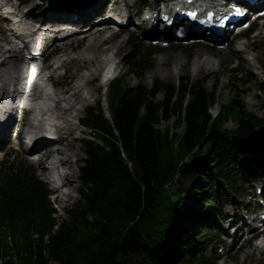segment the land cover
I'll list each match as a JSON object with an SVG mask.
<instances>
[{
    "label": "trees",
    "instance_id": "obj_1",
    "mask_svg": "<svg viewBox=\"0 0 264 264\" xmlns=\"http://www.w3.org/2000/svg\"><path fill=\"white\" fill-rule=\"evenodd\" d=\"M150 65L146 59L133 67L141 70ZM157 90H163L164 98L154 102L151 98ZM187 92L190 99L183 109ZM213 101L214 95L199 84H181L176 95L169 83H157L152 90L123 89L112 116L117 135L103 117L93 114L88 119V124L109 137H101L104 147L87 144L80 170L81 199L61 219L55 217L41 182L17 168L3 167L0 264H130L137 258L153 264H209L197 254L199 236L192 231H186L190 238L174 245L172 254L160 248L171 238L180 215L172 195L189 192L190 185L177 186V179L202 175L203 192L214 184L210 196H204L210 213L216 210L210 203L219 202L217 192L223 190L220 181L232 186L237 177L249 173L223 124L230 117L237 124L234 132L245 136L261 120L232 101L211 121L207 109ZM173 116L174 125L184 126L181 136L170 127L163 131L156 127L161 119L169 121ZM200 158L205 165L197 163Z\"/></svg>",
    "mask_w": 264,
    "mask_h": 264
},
{
    "label": "rangeland",
    "instance_id": "obj_2",
    "mask_svg": "<svg viewBox=\"0 0 264 264\" xmlns=\"http://www.w3.org/2000/svg\"><path fill=\"white\" fill-rule=\"evenodd\" d=\"M29 1V2H28ZM27 4H34V0H28ZM133 1V0H131ZM85 22H82L81 25H83ZM101 36H91V35H85L84 38L82 39L83 43L79 44L78 46H76L74 43L71 44L70 47H68V45H66V47H61L60 49H58V53L57 56L54 58H59L61 59L62 64H68L67 65V69L69 67L70 72H71V76L74 77L79 76V71L80 70H75V68H79L80 67V63L76 65L74 64H69L67 63L69 61V59L71 58H77L80 54L84 53L86 56L88 55V63L83 65L82 68H84L86 70V74L83 75L82 77L85 79V82L83 85L80 84H75L72 80L73 79H68L67 77L64 78L65 80V84L66 87L64 89V93L65 96L63 98H58L56 99V97H54L53 99H56L55 101H53L52 99L49 100L48 102H46V100L41 101L39 104L37 102L38 105V111L39 113H42V109H49L48 111H53L55 113H59L63 111V108H67V105L72 108H74V106L77 104L76 108H81L82 105L81 104H87L88 101V97L93 96V94L95 95V97L97 98H101V94H99L101 92V90L99 89L98 86H94L95 81L97 79V77L100 74V71L102 69V59L98 60V56L99 54H104L106 53L108 50L112 49L115 50L114 52L116 53V57L118 56L117 60L119 61V67H120V74L119 76L122 77V81L127 84L128 86H135L137 84H145L147 86H151L152 85V81L154 78H160L162 80H167V81H174L176 82L178 77L180 76H187L192 80H206L204 82L205 86L208 89H211V93L217 97L218 100V105H216L212 111H216L219 108L220 104L226 103L228 102L230 99L235 98V96L239 94V88H237L236 90H234L235 87V83L233 82L234 80V73L230 70L231 67L233 66V63L235 61L236 57H242V55L238 56L233 54L232 52H222L219 54V58L222 60V64L220 66H217L216 71H213L212 73L207 74V69L204 70V72H202L203 69V64L198 63L195 61V59H191L192 55L194 57H196L195 53H198V55H201L204 53V51L202 50H198L199 52H195L193 51L192 53L187 52L186 50H180L178 49L176 50H169V51H162L161 54H155L153 56V68L148 72V73H144L143 75H141L140 77L137 75H133L127 72V66L126 63L131 62L133 59H135L136 57H142V55L145 54V49L142 46V44L139 41H132L130 39L129 34L123 30L121 34L115 36L112 38V40L109 41V43L112 45L102 48L99 47V50H97L94 46V44H89V45H85L87 44V41L89 40V42H93L94 40L97 42H100ZM123 41H122V40ZM116 40H121L118 42H114ZM84 44V45H83ZM119 45L120 47L118 49H113V47ZM88 46V49H85V47ZM2 47H4L3 45L0 46V56L1 53H3V51L5 49H2ZM116 48V47H115ZM100 51V52H99ZM208 53H212V55H216V53L214 52H208ZM120 58H122V60H120ZM261 58L262 61H264L263 59V54H261ZM84 60V59H82ZM79 60V61H82ZM2 62V61H1ZM53 60H51V64H52ZM229 63H232L231 65H229ZM207 65H212L213 61L209 60L207 62ZM243 67L244 69H248V63L246 61L243 62ZM61 68L56 69L57 74L61 72ZM202 72V73H200ZM195 73V77H192L191 74ZM196 73H200L198 75H196ZM178 75V77H177ZM206 75V76H205ZM248 76V74L243 72V76L242 77ZM62 75H60L59 80H62L63 78H61ZM88 76H90L89 80H87ZM259 76L256 75L255 77V81H253L251 83V86H241L242 89L244 90L243 93V98H244V102L247 105L246 108L252 112L253 114H255L256 116L260 117V118H264V96L261 95L260 93L257 92L256 90V84L259 80ZM75 84V86L77 87H73V85ZM98 87V88H97ZM97 88V90H96ZM250 88V90H249ZM83 90H85L87 93L86 95L83 94ZM91 93H90V92ZM96 91V92H95ZM95 92V93H94ZM80 95H82L83 97L85 96L87 101L86 102H82L79 101L80 99ZM120 93L117 94L116 91H114V98L117 99L119 98ZM160 97V96H158ZM57 100H59L57 102ZM64 101L65 102V107H63V105L61 104V102ZM74 102V105L73 103ZM78 102L80 104H78ZM117 101H115L116 104ZM101 105L103 104V109L105 110L106 104L105 101L103 100V102H100ZM60 109L56 108V110H54L55 105H58ZM62 106V107H61ZM64 109V112L61 115H64L66 113H68V111H66ZM106 112V110H105ZM59 115V114H58ZM83 115V112H82ZM173 122V118L169 121V122H165L162 121L157 127H159V129L164 130L168 127L171 128L172 131L178 132L179 134L182 133V125L180 126H176L174 124H172ZM226 127L228 128H233L234 125H232L231 123H228L226 125ZM75 131V129H74ZM73 131V132H74ZM88 137V129L85 131L83 138H87ZM69 145L72 146V150L73 151H77L79 149V147L75 144V143H71L69 142ZM76 145V146H75ZM73 151L72 153H69L67 155H65L63 157V161L65 162V164H67L68 169L71 172L70 180H73L72 184L70 185V188L72 189L71 193L69 195H67L65 197V200L67 201V205L71 206L74 205L77 201V187L78 185V178L75 172V166L72 162V167L69 161V158L71 156V154L73 155ZM77 156H80L81 153H77ZM23 156V155H22ZM80 158H83V154L81 155ZM19 160L22 161V163L26 166H30L31 170L34 172V175L39 179V168L35 166V164L33 162H30L26 156L24 155L23 158L19 157L17 158ZM28 161H27V160ZM81 165V164H79ZM71 168L73 169V171L71 170ZM252 168V167H251ZM264 171V170H261ZM256 174H254L256 177H259L260 175V169H257L254 171ZM73 174V176H72ZM42 180V179H41ZM43 181V180H42ZM191 179L190 177H182L180 179L179 182H181L182 186H185L186 184L190 183ZM202 181V179H201ZM44 182V181H43ZM178 184V183H177ZM252 183H245V184H241L240 183V187L241 189H239L241 191V194H245L247 193L250 189H251ZM259 186V185H256ZM68 191V189L66 190ZM198 193V192H197ZM254 194H255V190H254ZM198 195V194H197ZM234 199V196L231 195L230 197V201H232ZM51 202L55 201V205L53 204L54 208L57 210V215L63 217V214H60L58 209L63 205V202L59 201V199H55L53 196L50 197ZM65 201V202H66ZM191 203V202H190ZM199 203V202H198ZM192 205V206H191ZM190 206L192 208L196 207L195 203H192ZM201 209V208H200ZM231 207H227L225 209H223L224 212H229L231 213ZM192 216H189V218H191ZM189 226V224L187 225ZM198 229L200 230L201 228L198 227ZM176 233V232H175ZM225 245H227V247L229 246L228 244L224 243ZM234 251V250H233ZM233 251H229L228 255H226V257L223 260H220L218 262V264H264V253H261L262 256L258 257L259 254H257L258 252H253V257L252 258H248V259H244L243 258V254H239L237 255V257H235L233 255ZM244 259V260H243ZM49 264H58L56 262H51ZM131 264H147L144 261H142L141 259H136L134 260Z\"/></svg>",
    "mask_w": 264,
    "mask_h": 264
},
{
    "label": "bare ground",
    "instance_id": "obj_3",
    "mask_svg": "<svg viewBox=\"0 0 264 264\" xmlns=\"http://www.w3.org/2000/svg\"><path fill=\"white\" fill-rule=\"evenodd\" d=\"M260 3V5H263V4H261V3H264V1H260L259 2ZM32 8H35V7H32ZM45 11H43V13H44ZM56 19H59L58 17H56ZM87 35H91V34H87ZM9 38H10V36H3V37H1L0 38V40H2V41H4V42H6V44H10L11 43V41L9 40ZM50 38H55V37H50ZM84 38V37H83ZM89 44H94V46H95V48L97 49V50H99V47H101V45H102V43H101V41L100 42H97V41H93V42H89V40L87 41V44H85V45H89ZM4 47H2V49H5L4 51H3V53H1V56H3V54L4 53H6V52H8V49H11V48H13L14 49V47H13V45L12 46H9V47H6L5 45H3ZM116 47V48H115ZM115 47H113V49H118L120 46L119 45H117V46H115ZM85 49H88V46H86L85 47ZM100 52V51H99ZM115 57H116V53L115 52H113L112 53ZM0 56V57H1ZM8 58H11V57H9V55L7 56V57H3V59H2V61H5L6 59H8ZM82 59H84V60H82ZM79 60H82V61H79ZM98 60H100V57L98 56ZM195 61L196 62H198V63H201V64H203V66L204 67H206V66H208L207 65V62L209 61L208 59L206 60V62H201V60H196L195 59ZM80 63V67H82L83 65H85V64H87L89 61H88V55L86 56L84 53H82V54H80L77 58H71V59H69V61H68V63L70 64H74V65H76V67H77V64H79ZM213 64H214V62H213ZM68 65V64H67ZM209 66H211L212 67V65H209ZM217 68V67H216ZM89 78H90V76H88V78H87V80H89ZM74 84V83H73ZM73 87H77V86H75V84L73 85ZM86 92V91H85ZM90 92V91H89ZM87 93V92H86ZM91 93V92H90ZM79 96H80V99H79V101H81V103L83 102H86L87 101V99H86V97L84 96H82V95H80L79 94ZM2 98H0V103H2V100H1ZM59 100H57V102H58ZM71 103H73V105H74V102H71ZM79 103V102H78ZM56 108L58 109H60V107H59V104L58 105H55V108H54V110H56ZM50 109V108H49ZM64 109L66 110V111H70L71 109H73L71 106L69 107L68 105H67V108H63V111L62 112H59V113H56V115L58 116V117H60L61 119H62V121H64V122H66V124H68L69 126L67 127V130H68V132L69 133H72L73 131H74V127L68 122V120L66 119V118H64L63 117V115H61L63 112H64ZM65 111V112H66ZM59 114V115H58ZM67 114V113H66ZM66 114H64V115H66ZM37 144L38 145H40V142H37ZM72 176H73V174H72ZM67 177V176H66Z\"/></svg>",
    "mask_w": 264,
    "mask_h": 264
},
{
    "label": "water",
    "instance_id": "obj_4",
    "mask_svg": "<svg viewBox=\"0 0 264 264\" xmlns=\"http://www.w3.org/2000/svg\"><path fill=\"white\" fill-rule=\"evenodd\" d=\"M52 3V1H50ZM64 9H75L78 8V5H65V6H61Z\"/></svg>",
    "mask_w": 264,
    "mask_h": 264
}]
</instances>
